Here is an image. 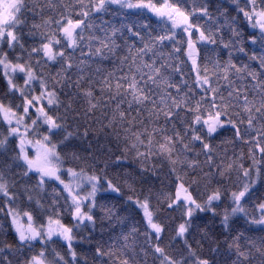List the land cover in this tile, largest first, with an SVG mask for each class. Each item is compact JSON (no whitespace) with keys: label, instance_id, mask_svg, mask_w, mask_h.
I'll return each instance as SVG.
<instances>
[{"label":"snow or ice","instance_id":"6c2138e0","mask_svg":"<svg viewBox=\"0 0 264 264\" xmlns=\"http://www.w3.org/2000/svg\"><path fill=\"white\" fill-rule=\"evenodd\" d=\"M0 264H264V0H0Z\"/></svg>","mask_w":264,"mask_h":264}]
</instances>
